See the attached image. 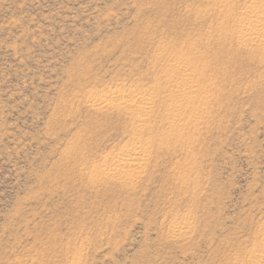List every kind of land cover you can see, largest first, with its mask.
Segmentation results:
<instances>
[{
    "label": "rangeland",
    "instance_id": "374dc122",
    "mask_svg": "<svg viewBox=\"0 0 264 264\" xmlns=\"http://www.w3.org/2000/svg\"><path fill=\"white\" fill-rule=\"evenodd\" d=\"M249 1L0 0V264H254L264 52L239 39ZM174 59L206 98L185 136L164 134L158 103L139 136L95 110L91 95L164 97ZM135 138L147 159L132 180L102 175Z\"/></svg>",
    "mask_w": 264,
    "mask_h": 264
},
{
    "label": "bare ground",
    "instance_id": "6f19581e",
    "mask_svg": "<svg viewBox=\"0 0 264 264\" xmlns=\"http://www.w3.org/2000/svg\"><path fill=\"white\" fill-rule=\"evenodd\" d=\"M242 10L243 14L240 13L241 15H238L239 17L236 16L238 17V25H240V34L243 33L239 35V39L241 42L244 41L246 44L256 46V49L264 52V0L249 1L244 5ZM245 30L251 32L252 30L256 31L249 33L250 37H248L244 33ZM191 64L189 60L182 61L174 59L172 67L165 71L164 78L167 81L165 91L169 93L164 97H157L155 99V94L146 92L147 90L143 91L140 88L138 90H136L137 88L130 90L116 102L100 103L98 101V103L96 102L98 100L97 96L96 98L94 94V96H89L92 99L91 101L96 111L104 110L108 112L110 110L115 111L117 114L127 116L132 121V124H135L134 126L132 125L133 128L131 129V134L133 135H138L142 131L147 123V116L152 111V105L155 103L163 105L167 111L165 116V125H167V128L164 134L167 135L170 131H175L179 136H185L186 124L190 122L191 117H197L199 115L206 99L204 97H196L197 95L193 94L192 87H194V82L200 84L197 79H200L202 74L191 70ZM103 94L104 96L112 95L113 97L118 94V90H107ZM182 109L184 110L183 112H181ZM133 135L132 137H135ZM135 139L130 144L124 145L121 153L104 158L107 169L100 171L102 175L116 177L121 182H128V179L132 180L138 173V169L141 168L147 159V145L140 138ZM160 143H162L161 138ZM171 231L175 235H181L185 233V227L173 226ZM252 262L254 264H264V249L254 255Z\"/></svg>",
    "mask_w": 264,
    "mask_h": 264
}]
</instances>
